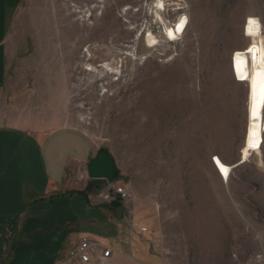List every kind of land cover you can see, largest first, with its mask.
Segmentation results:
<instances>
[{
  "label": "rangeland",
  "instance_id": "374dc122",
  "mask_svg": "<svg viewBox=\"0 0 264 264\" xmlns=\"http://www.w3.org/2000/svg\"><path fill=\"white\" fill-rule=\"evenodd\" d=\"M156 1L0 0V124L14 128L0 130V264H80L84 235L114 250L98 264H264V125L261 153L241 160L248 77L232 68L247 17L264 38V0H163L164 21ZM58 128L109 149L116 180L87 170L34 194L20 129ZM117 187L129 197L112 207Z\"/></svg>",
  "mask_w": 264,
  "mask_h": 264
},
{
  "label": "crops",
  "instance_id": "0c3cea01",
  "mask_svg": "<svg viewBox=\"0 0 264 264\" xmlns=\"http://www.w3.org/2000/svg\"><path fill=\"white\" fill-rule=\"evenodd\" d=\"M5 128L14 129L0 124V130ZM20 131L26 132L37 150L33 160L39 173L25 179L34 194H50L67 186L71 178H81L98 151L92 138L76 128H58L45 135Z\"/></svg>",
  "mask_w": 264,
  "mask_h": 264
},
{
  "label": "bare ground",
  "instance_id": "6f19581e",
  "mask_svg": "<svg viewBox=\"0 0 264 264\" xmlns=\"http://www.w3.org/2000/svg\"><path fill=\"white\" fill-rule=\"evenodd\" d=\"M156 7H157V15L161 17L162 21H164L162 14L160 13V8L164 7V1L163 0H157L156 1ZM252 19L254 21H258L259 22V35H257L256 37H251L249 35H247V29L249 27V19ZM187 17L183 15L180 16V18L176 21V23L171 27V26H166L165 27V36L166 38H168L169 40H173L175 38H178L179 36H183V34L185 33L186 29H187V23H186ZM183 21L182 27H179L181 25V22ZM253 28V30L256 29V25L253 24L251 26ZM244 35H246L249 39H250V43L249 45L244 48V49H238L235 50L233 52L232 55V68H233V72L236 76L237 72H236V67H235V61H234V57L236 53H241L244 54L246 49H248L249 47H251L253 45V43L255 42V44L257 45L258 48H262L264 46L261 45V41L264 40L263 35L261 33V23L260 20L255 17V16H249L246 18L245 21V25H244V29H243ZM148 42L150 43H154L155 42V37L153 36L152 33H150L148 35ZM153 45V44H151ZM150 47V46H149ZM260 52L256 53V59L253 60L252 58V54L248 53L246 56H243V59L247 60V66H246V73H247V77L248 79V104H249V110H248V122H249V127H248V131L245 134V143H244V147L242 149V159L241 160H247L249 153L245 156V154L247 152H257V153H261V149H262V145H263V116H264V104H261L260 102V98H259V82H258V86H257V96L255 99V115L253 114V105H254V98H253V89H252V81L254 79H257L259 81V78L257 77V73H259L262 69V67H264V65H262L261 60H260ZM252 133H255V135H251ZM255 142L257 144L256 148H253L251 146V142ZM247 150V151H245ZM217 159L220 161L221 164H223L225 166V168L228 169L227 173H225L221 167L217 164ZM240 160V161H241ZM213 164L216 167L218 173L220 174V176L223 179H228L231 175V171L234 165H230L227 163H224L218 156H216V158L213 160Z\"/></svg>",
  "mask_w": 264,
  "mask_h": 264
},
{
  "label": "built area",
  "instance_id": "2783aa9c",
  "mask_svg": "<svg viewBox=\"0 0 264 264\" xmlns=\"http://www.w3.org/2000/svg\"><path fill=\"white\" fill-rule=\"evenodd\" d=\"M128 197L129 193L123 187L115 188L108 196L110 201L119 200L121 202ZM145 230L146 228L143 231ZM113 254L114 250L112 248L105 246L89 235L82 236L80 243L69 253L70 258L80 264H98L111 258Z\"/></svg>",
  "mask_w": 264,
  "mask_h": 264
},
{
  "label": "snow or ice",
  "instance_id": "6c2138e0",
  "mask_svg": "<svg viewBox=\"0 0 264 264\" xmlns=\"http://www.w3.org/2000/svg\"><path fill=\"white\" fill-rule=\"evenodd\" d=\"M183 21L181 22V25L179 27H182ZM253 24H255L257 27L255 30H253V28L251 27ZM247 35L251 36V37H256L257 35H259V22L258 21H254L251 18L249 19V27L247 29ZM261 45L264 46V40L261 41ZM260 52V60L262 65H264V47L262 48H258L257 45L255 44V42L253 43V45L251 47H249L248 49H246L244 54L241 53H236L235 57H234V61H235V67H236V72L239 78L241 79H246L247 78V73H246V66H247V60L243 59V56H246L248 53L252 54V58L253 60L256 59V53ZM257 77L259 78V81L257 79H254L252 81V89H253V98H254V105H253V114L255 115V99L257 96V86H258V82H259V98H260V102L261 104H264V67H262L261 71L259 73L256 74ZM251 135H255V133H252ZM251 146L253 148L257 147V144L253 141L251 142ZM247 151V150H245ZM217 164L221 167V169L227 173L228 169L225 168V166L223 164L220 163V161L217 159Z\"/></svg>",
  "mask_w": 264,
  "mask_h": 264
},
{
  "label": "water",
  "instance_id": "95a60500",
  "mask_svg": "<svg viewBox=\"0 0 264 264\" xmlns=\"http://www.w3.org/2000/svg\"><path fill=\"white\" fill-rule=\"evenodd\" d=\"M87 170L90 178L106 179L110 183L114 182L120 173L115 157L105 147L98 149L96 155L88 162ZM110 205L121 207L123 203L119 200H112Z\"/></svg>",
  "mask_w": 264,
  "mask_h": 264
},
{
  "label": "trees",
  "instance_id": "16d2710c",
  "mask_svg": "<svg viewBox=\"0 0 264 264\" xmlns=\"http://www.w3.org/2000/svg\"><path fill=\"white\" fill-rule=\"evenodd\" d=\"M82 198H85L86 199V197L84 196V194L83 193H81V194H79ZM54 199V198H53ZM52 199V200H53Z\"/></svg>",
  "mask_w": 264,
  "mask_h": 264
}]
</instances>
